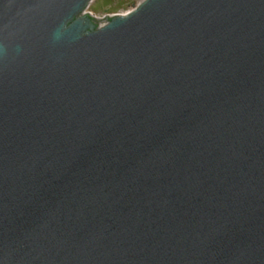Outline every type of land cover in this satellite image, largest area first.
I'll return each instance as SVG.
<instances>
[{"label": "water", "instance_id": "1", "mask_svg": "<svg viewBox=\"0 0 264 264\" xmlns=\"http://www.w3.org/2000/svg\"><path fill=\"white\" fill-rule=\"evenodd\" d=\"M0 0V264H264V0Z\"/></svg>", "mask_w": 264, "mask_h": 264}, {"label": "rangeland", "instance_id": "2", "mask_svg": "<svg viewBox=\"0 0 264 264\" xmlns=\"http://www.w3.org/2000/svg\"><path fill=\"white\" fill-rule=\"evenodd\" d=\"M143 0H91L85 12L95 17H111L117 14H125L137 7Z\"/></svg>", "mask_w": 264, "mask_h": 264}]
</instances>
